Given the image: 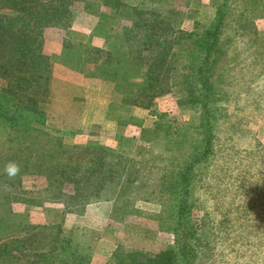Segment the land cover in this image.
<instances>
[{
  "label": "rangeland",
  "instance_id": "obj_1",
  "mask_svg": "<svg viewBox=\"0 0 264 264\" xmlns=\"http://www.w3.org/2000/svg\"><path fill=\"white\" fill-rule=\"evenodd\" d=\"M118 1L120 4L112 7L100 0H72L70 26L46 29L45 48L52 55L49 90L43 103L45 119L34 125L36 132L24 139L19 150L22 155L41 153L47 159L42 165L19 166L14 177L5 171L7 180L0 183V224L6 228H0V236H14L32 226L60 225L61 234L71 236L86 256L85 264H105L112 253L148 260L169 239L167 221L158 220L157 202L139 201L132 206L118 197L116 201L79 205L72 198L81 173L94 165L91 156L99 151L97 147L128 159L132 153L146 155L155 139L153 151L160 152L164 137L188 119V111L180 112L173 94L157 96L148 108L124 101L140 87L142 73V68L125 56L124 30L143 33L144 29L140 19L145 16L134 14L131 7L164 13L172 9L178 13L183 30L191 29L192 18L205 20V12H211L203 5L211 0H162L152 5L151 0ZM253 2L258 10L254 20L264 32V0ZM238 11L236 8L230 13L225 33L233 19H239ZM245 43L243 40L241 45ZM87 46L101 48L100 61L108 54L110 64L104 68L115 67L116 78L87 65ZM238 53L237 61L230 59L233 52L223 56L213 77L214 85L228 96L223 103L227 115L223 127L239 128L231 141L226 142L229 138L225 136L220 138L221 156L233 145L234 161L230 162L233 157L229 161L224 157L208 167L197 190L202 208L196 216L206 213L212 226L209 233L212 230L211 234L217 236L215 257L221 264H264V71L255 59V51ZM144 54L148 56L149 52ZM0 89H5L1 76ZM141 129L150 130L151 135L141 133ZM8 146L9 141L1 144L0 152L8 150ZM173 152L180 153L182 149ZM248 153H254L255 159L249 178L260 185L253 193H242L236 184L231 185L229 176L236 159L241 163L246 156L251 157ZM147 181L158 184L155 178ZM243 198L247 201L238 205Z\"/></svg>",
  "mask_w": 264,
  "mask_h": 264
},
{
  "label": "trees",
  "instance_id": "obj_2",
  "mask_svg": "<svg viewBox=\"0 0 264 264\" xmlns=\"http://www.w3.org/2000/svg\"><path fill=\"white\" fill-rule=\"evenodd\" d=\"M100 1L112 7L120 4L118 0L114 4L111 0ZM156 1L162 0H151L150 4ZM253 1H207L203 5L210 7L211 12H205L208 14L205 20L192 18L190 30L180 27L182 21L172 9L164 13L131 7L134 14L145 16L140 19L144 29L143 33L124 30L125 56L135 61L142 73L140 87L129 97L125 96L124 101L148 108L157 96L173 94L180 112L188 111V119L164 137L160 152L153 151L155 139L146 155L132 153L128 159L118 152L107 153L97 147L99 151L91 156L94 165L81 173L72 197L79 205L116 201L118 197L132 206L139 201H154L160 206L158 220L168 224V241L150 259L112 253L105 264H221L220 258L215 257L217 236L211 234L212 230L209 233L212 226L206 220V213L196 216L202 208L197 190L214 160L225 157L229 161L236 153L231 145L226 155L221 156L220 138L225 136L229 138L226 142L231 141L234 137L231 135L239 128L223 127L227 118L223 103L228 96L213 83L216 66L229 52L234 53L230 59L237 61L238 52L247 49L257 53L255 59L264 71V32L254 20L258 10L253 7ZM71 4L72 0H0V76L5 81V89H0V145L9 141L8 150L0 152V183L7 180L3 169L9 163L38 166L47 159L37 152L32 156L31 151L22 155L19 148L25 138L36 132L34 125L44 123L43 103L49 90L52 55L45 48V32L48 27L70 26ZM236 8L239 19H233L225 33L226 20ZM243 40L246 43L241 45ZM178 45L182 47L174 50ZM145 51L149 52L148 56ZM101 53V48L87 46V65L99 67L103 75L116 78L115 67L104 68L110 64L108 54L100 61ZM141 133L151 135L150 130L141 129ZM118 138L122 139L123 135L119 134ZM176 148L182 152H173ZM248 154L251 157L246 156L241 163L236 159L229 176L231 185L236 184L242 193L251 190L253 193L260 185L249 178L255 159L254 153ZM219 169L223 173V168ZM153 178L158 184L147 181ZM246 201L243 198L238 205ZM222 220L228 223V219ZM60 227L32 226L14 236L1 234L0 264H85L86 256L71 236L61 234ZM0 228L6 229L1 224Z\"/></svg>",
  "mask_w": 264,
  "mask_h": 264
},
{
  "label": "clouds",
  "instance_id": "obj_3",
  "mask_svg": "<svg viewBox=\"0 0 264 264\" xmlns=\"http://www.w3.org/2000/svg\"><path fill=\"white\" fill-rule=\"evenodd\" d=\"M5 171L9 177H14L19 172V166L15 163L6 165Z\"/></svg>",
  "mask_w": 264,
  "mask_h": 264
}]
</instances>
